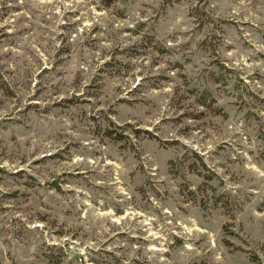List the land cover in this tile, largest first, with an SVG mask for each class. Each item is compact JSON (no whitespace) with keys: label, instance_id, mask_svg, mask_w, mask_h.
Listing matches in <instances>:
<instances>
[{"label":"rangeland","instance_id":"1","mask_svg":"<svg viewBox=\"0 0 264 264\" xmlns=\"http://www.w3.org/2000/svg\"><path fill=\"white\" fill-rule=\"evenodd\" d=\"M264 264V0H0V264Z\"/></svg>","mask_w":264,"mask_h":264},{"label":"trees","instance_id":"2","mask_svg":"<svg viewBox=\"0 0 264 264\" xmlns=\"http://www.w3.org/2000/svg\"><path fill=\"white\" fill-rule=\"evenodd\" d=\"M193 264H201V263H193Z\"/></svg>","mask_w":264,"mask_h":264}]
</instances>
